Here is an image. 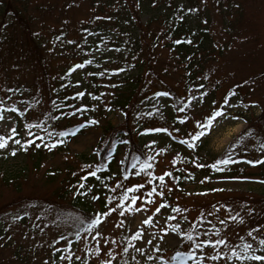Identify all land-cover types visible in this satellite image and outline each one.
Listing matches in <instances>:
<instances>
[{
	"label": "rangeland",
	"instance_id": "rangeland-1",
	"mask_svg": "<svg viewBox=\"0 0 264 264\" xmlns=\"http://www.w3.org/2000/svg\"><path fill=\"white\" fill-rule=\"evenodd\" d=\"M197 2L199 9L206 11L211 18L209 32L213 42V47L197 54L196 60L200 59L202 64L195 74L199 76L196 82L203 83V88L201 91L191 89L189 82L191 85L195 83L187 76L185 69L188 66L177 62L172 63L162 80L148 78L149 97L133 109L135 122L132 117V124L137 130L134 136L145 145L148 155L154 158L153 165L147 171L136 165L132 175L138 179L124 182L121 175L128 147L119 144L110 157L106 171L109 179L104 188L106 191L96 192L98 196L90 192V183L84 186V200L88 204L99 209L102 207L101 201L105 200L113 211H107L103 224L85 227V232L81 236L79 234L75 242L70 240L77 231L80 217L72 216V212L68 211L65 216L68 219L57 223L58 214H55L56 219L52 217L53 211L47 215L44 203L51 201L58 206L59 202L65 204L66 200L55 195V191L58 187L63 188L68 175H79L89 163L97 159L104 126L108 123L117 127L123 125V114L111 106L122 94V90L127 88L129 75H135L139 68L128 65L131 71L116 73L122 50L117 47V51H114L116 48L112 43L117 41L113 40V35H108V38L104 36L103 27L107 26L105 18L113 10L101 8L104 12L97 14L99 18L94 17L100 1L93 6L90 0H25L26 6L20 10L21 14L23 12L21 17L28 18L27 15L31 14L36 21L34 29L42 43V63L29 58L40 59L38 54H27L23 43L26 24L15 20L12 25H2L0 98H4L14 87L22 85L31 88V92H38L39 87L46 93L52 87L69 83L67 88L70 94L76 91L83 93L77 96L80 97L78 102H67V108L60 107L61 103L55 104V107L61 108L58 121L52 117L47 120L43 118L46 116L43 111L48 109V101L30 107L31 110L15 96L1 102L3 107H0V115L3 118L0 119V136L12 137L7 146L0 149V221L7 227L1 234L0 257L6 264H54L52 248H58L56 240H60V245L64 247L57 264H84L83 260L87 256L94 258L93 264H104L105 260L119 264L123 257L122 250L128 254L127 261L132 262L134 259L137 264H162L165 258L170 257L173 248L180 245L189 250H199V254L203 253L201 259L204 264H227L233 249L246 256L264 255V246L259 244V240L264 239V223L255 233L249 229L253 226L252 222L256 221L255 213L261 212L264 207L248 200L253 195H264V178L261 177L264 174V163L249 164L242 157L247 152L249 157L246 158L251 160L264 157V148L261 147L264 145V131L260 129V124L264 127V118L258 120L264 109V76L260 77L264 70V0ZM227 5L228 8L225 7ZM147 10L141 15L143 23L154 13ZM13 15L11 11L7 12L5 21L11 23ZM85 28L96 29L89 33ZM61 34L75 42L61 38ZM163 56L171 57V51L165 50ZM83 57L89 58L86 60L90 61L89 66H71ZM43 63L46 65L44 72L41 70ZM69 67L73 70L68 74ZM40 74H44L43 78ZM255 75L260 78L252 81ZM163 81L173 89V97L157 95L165 88ZM242 82L241 92L245 102L233 95L232 90ZM230 92L232 95L225 105L224 95L227 97ZM179 100L183 108L178 107ZM78 105L94 109L96 123L87 124L89 120L81 117L77 111ZM222 106L224 115L216 118L211 130L195 142V147L177 144L168 132H145V129L166 126L171 132L174 129V132L187 136L182 138L185 141L199 130L197 121L203 122L213 109ZM62 111L65 113L62 114ZM185 116L187 120L183 122ZM83 119L86 120L83 122L85 127L81 128V124L77 123ZM50 123H53L52 127ZM74 125V129L65 132L64 143H55L59 141L56 137L59 130L70 129ZM13 129L16 135L12 134ZM17 140L21 144L15 143ZM25 140H33V144L23 145ZM54 143L55 147H52ZM36 144H40V147H36ZM45 144L49 147H44ZM233 144L234 148L231 147ZM225 155L230 156L234 163L218 165L223 171L210 167ZM207 166L209 168L205 169ZM177 169L189 177L195 176L194 182L184 185V191H178L175 186L173 176ZM13 171L19 175L22 172L26 174L18 181L20 185L17 186L11 179L8 184H3L1 175L8 176ZM167 171L171 175L160 180L159 177ZM129 184L142 187L127 191L126 186ZM211 185L215 190L209 189ZM149 192L154 193L150 199L146 196ZM125 193L128 199L121 204ZM132 197L136 198L135 202ZM182 202V208L177 206ZM172 203L178 210L171 215ZM213 203L216 206L209 210ZM158 207L160 211L156 212ZM203 208L208 211L199 219L196 238L182 241L184 236L180 233H186L191 228V222H183L182 218L196 220ZM149 217L152 218L151 222L144 223ZM209 238L224 239L226 243L195 247L196 243ZM111 240L117 242L119 255L113 259L115 247ZM107 241L110 247L108 253L105 250L98 257L94 255H99L96 251L98 247L94 244L100 242L104 247ZM244 243L250 244L252 250L244 253ZM254 249L257 253L253 252ZM181 260L183 264H189L181 256L175 257L171 264H181ZM231 264L262 262L251 259L241 261L233 257Z\"/></svg>",
	"mask_w": 264,
	"mask_h": 264
},
{
	"label": "trees",
	"instance_id": "trees-1",
	"mask_svg": "<svg viewBox=\"0 0 264 264\" xmlns=\"http://www.w3.org/2000/svg\"><path fill=\"white\" fill-rule=\"evenodd\" d=\"M3 1V2H2ZM2 5L0 6V49L3 44L2 32L4 28L2 25L9 24L12 25L16 20L17 22H22L25 25L23 30L24 37V45L27 50V54H38L40 59L32 58L39 63H42V59L44 55H42V43L40 42V36L36 34L34 29V25H36V21L33 20V16L27 15L28 18L21 17L23 15L20 13L21 9H23L25 5V0H2ZM91 5L95 6L97 1H100V4L97 8V14L103 13L104 11L101 8H109L110 15L106 16L107 26L103 27L104 36L108 38V35H113L115 37L113 40L117 41V43H112V45L118 49H121V57L120 63L117 66L118 73H123L125 71H131L132 68L128 67L136 65L139 69L136 74L134 73L129 75L127 88L123 91L119 97L114 100V105L119 108L124 114V123L122 126L117 127L112 123H108L104 127L105 137L102 141L104 144L100 148V158L96 160L92 165L84 168L80 172L79 175L69 176L66 178V183L63 188L58 187L55 191V195L59 196L62 199L66 200V203L59 202V206L51 201H45L44 209L49 212L53 211V219L55 218V214H58L59 219H63V217L67 216L68 211L72 212V216L76 214L80 217L77 232L80 233L81 229L85 226L89 225L91 219L99 218V223H103L105 216H101V214L107 212L109 210V203L101 201L102 207L100 210H96L93 208L91 204H88L84 200L85 195L83 194L84 186L90 183L91 189L90 191L93 193L102 192L104 193V188L106 187L107 176L105 172H103L107 162V149L108 152L111 150L114 142L116 143L118 140L126 141L129 145V155L125 161V168L134 162L133 157H138V159L142 161H146L148 164L151 163L152 159L146 154L145 147L143 143L140 142L139 138L134 136L135 126L132 124L133 109L137 107L139 103H143L149 97V90L147 87V80L149 77L154 78L156 80H162V76L165 75L168 68L172 65V63H179L182 66H188L186 70L187 76L189 80H192L197 89H199V83H197L196 72H198V67L202 64L197 59V54L201 50H207L213 47L212 37L210 35L209 27L211 18L208 16L207 12L199 9V3L197 0H173V1H165V0H90ZM220 6L222 3H218ZM228 8V5L225 6ZM159 8V11H158ZM222 8V6L220 7ZM148 9L147 11L152 12L151 17L147 20L146 23H143L141 20L142 13ZM11 11L14 15L13 21L11 23H7L5 21L6 13ZM2 31V32H1ZM92 33L94 29L89 30ZM110 31V33H108ZM122 41V44H121ZM122 46V48H121ZM118 50V51H121ZM165 50L171 51V57L166 58L163 56V52ZM175 53V55L173 54ZM1 59V57H0ZM196 60V61H195ZM126 65V66H125ZM45 63L42 64L41 70L44 72ZM165 70V71H164ZM164 71V73H163ZM162 72V73H161ZM43 78L44 74H40ZM256 78L252 77V81L263 77L264 70H262L260 77ZM248 80V81H251ZM247 81V82H248ZM164 82V81H163ZM164 84V89L169 91L172 95H174L173 89L167 84ZM191 86V82H189ZM243 85V84H242ZM39 88V87H38ZM241 84L236 87V91L238 96L241 98ZM48 97L52 103L53 94L49 90ZM57 95L56 99L62 96L64 93V88L56 91ZM61 93V94H60ZM244 98V97H242ZM180 101V100H179ZM180 108H183L182 102H179ZM264 118V109L262 114L259 116L258 120ZM135 122V118H134ZM259 122V121H258ZM262 125L260 124V129L263 132L264 127L262 129ZM104 142V143H103ZM128 168V167H127ZM207 166L205 169H208ZM24 171V170H23ZM90 172H94L95 175H89ZM16 171L11 172L10 175L5 176L1 175V179L3 184H8L11 181L14 182L17 186L20 185L18 182L24 174H15ZM183 171L181 169H177L174 172V180L177 187L182 190V186L186 182H194L195 176L189 177L186 174H182ZM125 175H129L127 169L125 170ZM26 176V174H25ZM51 176H54L51 174ZM103 186V188H102ZM106 189V188H105ZM178 190V189H177ZM179 191V190H178ZM71 193V196L69 195ZM251 196L247 197L250 198ZM257 200L255 197H251L248 199L251 203H259L264 207V195L257 196ZM104 198V195H103ZM183 202L177 204V206H183ZM58 206V207H55ZM215 203L211 204L212 209ZM206 210L203 208V211ZM200 214L199 216H201ZM264 215V210L260 212V214L256 216V221ZM77 216V217H78ZM59 221V220H58ZM5 223L0 221V239L3 238V234L7 227L4 225ZM196 224L192 226L187 233L191 235V237H195V228ZM109 237V236H108ZM107 237V238H108ZM196 238V237H195ZM110 239V237H109ZM187 238L185 237V240ZM112 241V240H111ZM115 247L114 256L119 257L117 254V242H111ZM110 247L107 245L106 251L108 253ZM102 249V252L96 255L97 257L101 254H104L106 251ZM58 251V258L52 255L54 258V263H58L59 255H61V250ZM125 252L122 250V255ZM127 256L120 258L119 264H131L130 261H127ZM93 257L87 256L83 260L84 264H93ZM0 264H6V262L0 257ZM136 264V262H135ZM230 264V263H228Z\"/></svg>",
	"mask_w": 264,
	"mask_h": 264
},
{
	"label": "snow or ice",
	"instance_id": "snow-or-ice-1",
	"mask_svg": "<svg viewBox=\"0 0 264 264\" xmlns=\"http://www.w3.org/2000/svg\"><path fill=\"white\" fill-rule=\"evenodd\" d=\"M85 63H90V61H85ZM76 67H83V64H80V65H77ZM73 69H69V71H72ZM100 75H102V73H99ZM77 83H79V81H77ZM77 96H82L83 93H77L76 94ZM157 95H161V93H157ZM162 95L164 96H167L169 95V93H162ZM229 95H232V93L230 92ZM224 104L227 105L228 104V99L227 97H225L224 99ZM0 107H3V105H0ZM13 107V110H15V105L12 106ZM77 111H79V109H77ZM71 114V113H69ZM148 115H151V113H148ZM224 115V110H223V107H218V108H215L212 110L211 112V115L207 116L204 118L203 122L201 121H197L196 124H197V128L199 129L195 135H192L189 139H186L185 141H182L183 143H187L189 147H195V142L197 140H199L200 137H203L205 136L206 134H208V132L211 130L212 126H213V123L215 122L216 118L217 117H221ZM2 115H0V119H2ZM184 120L187 119V117H183ZM233 119H235V117H233ZM87 124H93V123H96L95 121L93 120H89L86 122ZM38 126V125H37ZM26 127H29L31 128L32 125H26ZM81 128L85 127L84 124H81L80 125ZM167 132L168 129L166 128H152V129H145V132ZM12 134L13 135H16L15 133V129L12 130ZM29 136L32 135L31 132L28 133ZM61 136L63 135H66L64 132H61L60 133ZM12 137L9 136V137H4V136H0V149H3L7 146V143H8V140H10ZM63 141H56L55 143H62ZM239 142V141H238ZM15 143L17 144H21V142L19 140L15 141ZM55 143L52 144L51 146L52 147H55ZM115 143V142H114ZM126 143V141H125ZM33 144V140H25L23 142V145H31ZM23 145H21L23 147ZM36 147H40V144H36L35 145ZM44 147H49V145L45 144ZM231 147H235V144H233ZM262 148H264V145L261 146ZM12 154L14 155L15 154V149H13L12 151ZM138 157H133V160H137ZM193 163H195V161H193ZM230 163H234V161L231 159L230 156L228 155H225L222 159H218L216 160V162L214 164H212L210 167L213 168L214 170H218V171H223V169H220L218 168L217 166L218 165H227V164H230ZM247 163L249 164H261V163H264V157H262L261 159H257V160H248ZM200 167H203V165H199ZM141 169H145V168H148V167H151V165H149L146 161L140 165ZM89 175H95L94 172H90ZM166 175H171V173H166ZM160 180H163L164 177L161 176L159 177ZM205 179H207V177H205ZM235 179V178H233ZM135 187H142V185H136V186H133V188ZM133 189H128L127 191H132ZM154 191V189H153ZM148 198L150 199L151 198V192H149L148 194ZM128 199V196H127V193H125V195L122 197L121 199V204H123L124 200ZM132 200L133 202H135L136 198L135 197H132ZM141 207H143V205H141ZM175 210V209H174ZM109 212L110 211H113V209H109L108 210ZM138 211V209H137ZM160 211V208L158 207L156 209V212H159ZM108 213L105 212L103 214H101V216H106ZM231 218V217H230ZM151 217H149L147 220L144 221V223H150L151 222ZM99 218H94V219H91L90 223H89V228H91L92 226L94 225H97L99 223ZM178 227V226H177ZM167 231V230H165ZM173 232L176 231L175 228L172 229ZM137 235H139V232L137 233ZM180 235L182 236H185L188 240H192V237L191 235H188V234H185V233H180ZM249 235H251V233H249ZM61 239H63V237H61ZM77 239H79V234H77ZM226 243V241L224 239H219V240H208V239H204V240H201L200 242L196 243L195 244V247L196 248H201L203 245L205 244H210V245H224ZM259 244L261 246H264V239H260L259 240ZM251 248V245L248 244V243H244L243 244V251L244 253H247L249 251V249ZM91 251V249L89 250ZM96 251H99V249H96ZM125 251H127V249H125ZM137 251H142V249H137ZM184 255H187V253H177V256H184ZM191 255H196V253H191ZM219 255V254H218ZM232 257H238L239 260L241 261H244L246 259H251L252 261H259V262H262V264H264V255H253V256H246L244 254H241V253H238L236 249H233L232 250V254L231 256L228 257V259H231ZM217 257H213V259H216ZM77 259H79V257H77ZM149 259H151V257H149ZM161 260L163 261V257H161ZM104 264H112V261L111 260H105L104 261ZM181 264H183V260H181Z\"/></svg>",
	"mask_w": 264,
	"mask_h": 264
}]
</instances>
